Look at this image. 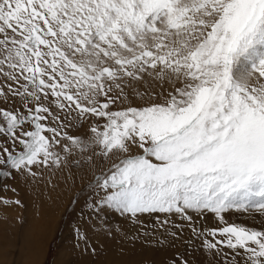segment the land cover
<instances>
[{
  "label": "snow or ice",
  "instance_id": "obj_1",
  "mask_svg": "<svg viewBox=\"0 0 264 264\" xmlns=\"http://www.w3.org/2000/svg\"><path fill=\"white\" fill-rule=\"evenodd\" d=\"M0 76L24 109H0V176L99 157L89 210L175 214L224 264H264V221L224 216L264 217V0H0Z\"/></svg>",
  "mask_w": 264,
  "mask_h": 264
},
{
  "label": "rangeland",
  "instance_id": "obj_2",
  "mask_svg": "<svg viewBox=\"0 0 264 264\" xmlns=\"http://www.w3.org/2000/svg\"><path fill=\"white\" fill-rule=\"evenodd\" d=\"M5 83L0 76V88L6 91ZM0 109L24 111L17 98L8 102L0 98ZM52 111L57 112L54 107ZM86 130L87 125L68 129L71 135L82 137ZM3 143L0 138V145ZM110 163L93 157L91 162L81 160L77 165L70 157L67 167L35 169L36 179L19 174L14 178L0 176V264H180L181 260L187 264H224L223 253L218 256L205 249L203 238L193 237L191 228L175 214H142L134 222L119 212L97 213L85 207L86 201L95 199L89 183L106 172ZM5 171L9 169L0 166V172ZM192 215L199 221L198 229L223 226L214 216L209 222L207 215L202 220ZM165 218L167 224L163 223ZM225 221L260 229L264 217L231 211L225 213ZM223 252L231 259V250ZM236 259L244 264L243 257Z\"/></svg>",
  "mask_w": 264,
  "mask_h": 264
},
{
  "label": "bare ground",
  "instance_id": "obj_3",
  "mask_svg": "<svg viewBox=\"0 0 264 264\" xmlns=\"http://www.w3.org/2000/svg\"><path fill=\"white\" fill-rule=\"evenodd\" d=\"M3 209V208H2ZM208 217L206 218V219H208V221L210 222L212 219H213V214H206ZM224 216H225V214H224ZM230 215L228 214L227 215V217H229ZM1 220V219H0ZM124 220H125V218H124ZM3 226V225H2ZM200 226V225H199ZM189 230H187V232H188ZM185 235H187V234H185ZM181 236V235H180ZM182 236H184V234H182ZM119 243V242H118ZM136 243H138V241L136 242ZM121 247H123V246H121ZM146 247V246H145ZM124 248V247H123ZM147 248V247H146ZM152 248V247H151ZM110 258V257H109ZM120 258V257H119Z\"/></svg>",
  "mask_w": 264,
  "mask_h": 264
}]
</instances>
